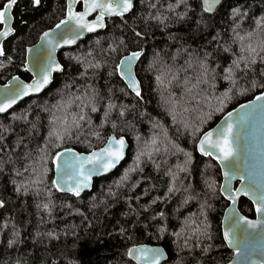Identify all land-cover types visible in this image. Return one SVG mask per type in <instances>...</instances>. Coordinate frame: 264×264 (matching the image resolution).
<instances>
[{"label": "trees", "instance_id": "trees-1", "mask_svg": "<svg viewBox=\"0 0 264 264\" xmlns=\"http://www.w3.org/2000/svg\"><path fill=\"white\" fill-rule=\"evenodd\" d=\"M156 2V9H148L146 4L135 0V8L126 14L127 24L120 17L108 19L103 31L86 36L73 48L59 51L57 58L64 71L54 74L42 93L23 99L0 115V132L3 133L0 140V146H3L0 152V200L4 201V207L0 208V224H8L7 228H0V264H135L126 253L131 245L142 242L162 246L166 252L162 264H223L229 259L231 251L225 246L220 232V219L227 201L219 192V167L210 157L198 155L195 144L199 135L226 111L264 89L259 86L264 83V76L260 74L264 69V63L260 62V56H264V52H260L264 26L255 24L257 19L264 17V0H222L223 6L211 18L199 23L197 0H189L196 12L190 11L183 20L178 15L185 11L183 6L170 12L167 4L174 3V0ZM237 6L247 15L233 21L229 14ZM79 7L80 3H77L75 8ZM149 11L168 17L165 21L167 27L157 25L155 21L146 26L141 17H147ZM64 13L65 0H41L39 6H33L32 0H18L11 12L15 31L3 41L6 56L0 57L3 62L0 83L12 75L29 79L23 68L25 47L34 43L42 30L56 24ZM132 28L144 32L146 38L134 41ZM214 36L216 40H213ZM240 36L245 39L241 41ZM121 38L127 47H120L115 53L105 51L109 44L115 45ZM249 44L260 52V56H256L257 63L250 65L253 70L245 69L241 63L243 71L237 70L235 76L237 85L230 99L221 104L218 98L231 85L218 74L222 68L231 66V61L238 56H248L241 49ZM225 47L228 52L223 51ZM137 49L144 50V56L135 68L142 85L143 100L132 94L117 75H108L120 56ZM90 51L93 56L87 57L85 63L95 57L102 67L89 70L88 76L82 78L79 74L83 68L75 57L84 59ZM205 52L213 53L207 61V77L202 75L200 67ZM251 58L249 56V60ZM157 76L161 77L162 84L156 80ZM88 86L95 88L104 98L98 106L102 107L110 100L131 109L127 116L131 124L124 133H118L125 135L128 143L123 161L111 173L93 179L90 190L80 197L60 193L55 188L48 191L52 181L50 158L45 165L49 169L46 183L41 186L39 194L33 186H29L26 192L23 189L15 191L30 176V173L17 176L16 171L22 172L32 162L37 147L47 142L52 128L49 123L51 113L41 109L49 108L56 116L67 117L71 124L80 108L75 104L66 108L56 106L68 104ZM84 112L91 117L94 130L101 133V138L88 135L85 124L84 134L79 139L74 134L72 139H65L60 149H49V153L63 148L86 152L99 147L108 135L113 134L109 127L95 128L100 123L101 113H91L87 108ZM196 128L201 131L195 132ZM154 135L158 136L161 151L154 153L151 160L143 158V170L131 173L127 181L117 186L124 172L134 166L136 152ZM173 145H179L191 154L188 172H178L176 166L184 165L188 158L176 152ZM26 153H31L27 159ZM169 168L178 172L176 183L181 192L152 204L156 197L166 196L169 177L164 173ZM206 181L215 182V192L208 190ZM188 186L195 198L182 204L184 197L189 195L183 188ZM44 203L53 206L51 215L37 207ZM237 208L243 215L253 216L252 205L244 197L238 199ZM161 211L165 213L170 233L181 231L186 219L197 224L204 221L209 225L211 239L189 240V245H198L191 250L183 248L182 241L181 248H177L171 236L157 239L155 233L159 221L152 217ZM121 229L125 231L121 232ZM49 232L59 239L50 238ZM13 233L18 235L14 237ZM185 234L191 235V229L188 228ZM12 238L17 243L9 247L8 241ZM209 245L210 251L201 253L200 249Z\"/></svg>", "mask_w": 264, "mask_h": 264}, {"label": "snow or ice", "instance_id": "snow-or-ice-1", "mask_svg": "<svg viewBox=\"0 0 264 264\" xmlns=\"http://www.w3.org/2000/svg\"><path fill=\"white\" fill-rule=\"evenodd\" d=\"M142 4H146L148 9H156V0H140ZM18 3V0H3L0 3V37L7 38L12 35L15 29L12 27L10 21H14V17L10 14L14 6ZM41 0H32L33 6H39ZM77 3H81L83 6V11H74L73 6ZM135 0H69L67 4L66 19L60 20L59 23L55 25L51 31H45L41 37L45 41L43 50H36L33 56V62L35 67L40 71V78L34 80L31 84L23 85L20 87L16 85L15 87L9 89L7 96L9 98L5 99L4 102L0 103V113H5L10 109L19 99L24 96H28L32 93L41 92L48 84L51 83L52 72H63L64 68L58 64L51 62L50 53L58 45H71L76 42V39L81 37L85 32L92 33L96 32L98 29H103L105 25V17H120L124 24H127L125 19L126 14L133 11L135 8ZM183 6L185 11L178 14L181 20L188 17L190 11L196 12V9L189 3V0H174V3L167 4V10L170 12H175L177 8ZM199 20L202 22L206 18H211L212 14L215 13L219 7H222V0H197ZM99 10V14L93 19L89 20L88 17ZM230 18L233 21H237L242 16H246L247 12L243 11L240 6L234 7L230 11ZM168 19L166 16H157L152 14L150 11L147 17H141V20L147 26L150 21H155L157 25H163L165 28L167 24L165 21ZM257 27L264 26V17H260L255 21ZM239 27V25H236ZM57 29H63L61 32L57 33L56 37L52 36V33H56ZM134 41H139L146 38V34L141 31H137L135 28L131 29ZM249 36L252 35L251 32L248 33ZM217 37L214 36L213 40ZM239 39L243 41L245 37L240 36ZM99 43V40H97ZM120 47H127L125 40L121 38L119 42L115 45L109 44L108 49L105 50L109 53L117 52ZM224 52H228V48H223ZM241 51L247 52L248 56H238L237 59L231 61V66L224 67L220 70V78L227 81L231 87L227 88L222 97L218 98L220 103L223 104L226 100L230 99V94L233 88L237 85V80L235 78L236 71L240 69L241 63H244L245 69L253 70L250 65L257 63L256 56H260V52H264V41H261L260 52H257L256 48L249 44L246 48L242 47ZM27 52L32 54L34 50L28 48ZM103 53H101L102 55ZM212 52H205L203 54L202 62L200 67L203 69L202 75L207 77L209 75V65L207 64L208 58L212 57ZM5 49L3 47V42L0 41V57H5ZM93 53L90 51L87 56L82 59L80 56L75 57L78 64L82 65L83 70L80 72V77H87L89 70H97L102 67L99 60H85L87 57H92ZM144 56V50H133L129 51L126 55L118 60L115 64L113 71L109 72L108 75H117L120 80H122L126 87L131 90L134 95L143 100L142 96V85L136 75V65L140 62ZM251 56V60H249ZM72 59V57H69ZM260 62L264 63V56H260ZM3 66V62L0 61V67ZM25 71H30L28 67H25ZM212 72H215V68H212ZM260 74L264 76V69H261ZM215 79V76L212 77ZM13 80L19 81V77H13ZM157 81L161 84L163 81L160 76L156 77ZM206 82V81H205ZM255 86V84H254ZM264 87V83L259 85ZM7 87V86H5ZM71 87V85H68ZM109 91H111L109 89ZM123 92L124 89H121ZM104 98L101 96L100 92L95 88L88 86L84 89L81 95H76L73 100L68 104L57 105L58 108H66L75 104L76 107L80 108V112L73 116L71 124L68 123L67 117L60 118L56 116L49 108H42V111L50 112L52 119L49 123L52 125L51 130L48 132V140L43 146H38L36 149V156L33 158L32 162L28 164L23 171H16L17 176H24V173H30V176L25 179L19 186L15 188V191L20 192L22 189L26 192L29 186H33L36 194H39L42 185H45V177L49 169L45 167L49 158L54 166L56 172L59 174L57 179L51 181V187L48 188L50 192L52 188H55L58 192L70 193L74 197H80L81 193L86 189L91 187V181L93 176L103 175L108 173L112 169L116 168L117 165L125 158L126 149L128 147L125 135L118 134L124 133L131 121L127 119V116L131 112V109L126 105H120L109 101L103 103L102 107L100 105ZM264 99L262 96H257L256 100ZM79 101V103H77ZM247 107V106H242ZM87 108L91 113H101L100 123L95 125V128L103 129L109 127L112 131V135L106 137L105 147L99 149L98 151H92L87 156L75 153L70 148H63L60 151H53L49 153V149H60L65 139H72L74 134L75 138L79 139L81 135L84 134L83 125L88 126V135L95 136L97 139L101 138V133L95 131L92 119L90 116L85 114L84 109ZM143 115V114H141ZM231 117V113L228 114ZM21 117H17L20 119ZM210 118V114H209ZM175 119V116H173ZM117 121H120L118 124ZM153 127H159V125H153ZM195 132H200V128H196ZM215 136V138H214ZM3 139V133L0 132V140ZM23 138H21L22 141ZM238 139V133L234 132V125L228 123L226 127L214 131L203 132L197 144V150L203 156H209L217 159L221 165L225 168H230L231 165L226 163L232 161L237 156L236 141ZM136 140L139 141L140 137L137 136ZM176 152L183 153L188 159L185 161L184 165H177L176 168L178 172H188L187 164L191 161V154L185 152L183 148L179 145H173ZM3 151V146H0V152ZM161 151L158 147V136L154 135L149 141H146L144 147L140 148L135 154L134 166L127 169L121 179L117 181V186H121L123 182L130 178L131 173L137 171H142L141 162L143 158L149 160L152 159L154 153H159ZM167 151V149H165ZM218 153V154H217ZM175 154V153H174ZM31 156V153L25 154V159ZM159 169V165H156ZM2 171V169H0ZM177 171H173L171 168L167 169L164 173L169 177V186L167 187V193L165 197H156L152 200V204L157 202H163L168 199L169 196H174L176 193L181 192V187L177 186V180L179 179ZM225 177L235 178L230 176V172H225ZM243 179V177H242ZM15 183V181H13ZM207 188L211 192H215L214 187L215 182H205ZM190 186L184 187L183 191L189 193L181 201L182 204H187L189 200L194 199V195L189 192ZM220 193L224 195L226 199L231 200L233 206V215L231 216V222L229 229L224 232V239L228 242L230 246H236L238 242L239 234L243 233L244 229L241 225H246L247 228L255 229L258 227L256 222L248 220L246 217L239 216L235 213V205L239 197L251 195L253 198V203L256 205L255 211L259 216H264V183L257 182L254 178L249 177V183L244 188H237L234 191L227 185L220 186ZM95 199V197H93ZM139 199V198H137ZM66 207H71V205H65ZM4 207V201L0 200V208ZM38 208H42L49 215L52 212V205L50 203H44L42 205L38 204ZM204 205H201L203 208ZM78 211V210H77ZM147 211V208H145ZM153 220L159 221L156 225L155 236L157 239H166L169 236L173 238L172 242L177 245V248H181V241L183 248H188L191 250L198 245H189V240L195 238L199 240L200 237H205L211 239L208 233L209 225L201 221L199 224L196 221L185 220L184 227L181 231L169 232L168 225L166 223L165 213L163 211L156 213ZM206 219V217H205ZM203 225V226H202ZM7 222L0 224V228H7ZM191 229V235H186L187 229ZM121 229V232H124ZM18 233H13V236H17ZM50 238L59 239L53 232L47 234ZM17 243L15 238L9 239L8 246L13 247ZM211 246L208 248H201L200 251L203 254H207L210 251ZM134 253H139V255H134ZM130 258L137 261L140 264L141 261L147 262V264H162V261L166 260V253L163 249L159 247H148L145 245L136 246L129 248L126 253Z\"/></svg>", "mask_w": 264, "mask_h": 264}, {"label": "water", "instance_id": "water-1", "mask_svg": "<svg viewBox=\"0 0 264 264\" xmlns=\"http://www.w3.org/2000/svg\"><path fill=\"white\" fill-rule=\"evenodd\" d=\"M68 2H69V0H65V13L60 20L66 19V13L68 11V9H67ZM75 6H76V4L73 6L74 11H77V12L83 11V6L81 3H80V7L78 9H76ZM98 14H99V10H97V12L92 13L88 17V19L93 20ZM111 18H114V17H107L106 16L105 17V24H106L107 20L111 19ZM60 20L57 23H59ZM10 23L12 24V21H10ZM56 24L42 30L38 34L36 41L25 47L23 68L25 69V67H28L29 69H31L30 71H26L29 75V79L24 80L17 75H12V76L8 77L3 83H0V103L4 102L5 99L9 98L7 96L9 89L15 87L16 85L23 87V85L31 84L34 82V80L40 78V71L34 65L33 56H34L36 50H38V49L43 50V46L45 45V41L41 39L43 33L45 31H51L53 28H55ZM62 30L63 29H57L56 33H52V36L59 39V37L57 36V33L61 32ZM103 30H104V28L98 29L96 32H92V33L85 32L81 37L76 39V42L74 44H71V45H63L61 42V45H58L57 47H55L54 50L51 51V53H50L51 62L60 64L58 61V58H57V53L59 51L73 48L80 41H82L86 36L99 33ZM7 38L0 37V41L3 42ZM28 48H32L34 50V52L32 54L28 53L27 52ZM137 50H139V49H137ZM131 51H133V50H131ZM127 53L120 56V58H122ZM57 73H60V72H52V74H51L52 78H53L54 74H57ZM13 77H19V81L13 80ZM51 81H52V79H51ZM49 85L50 84H48L39 93H32L28 96H24L22 99L17 100V102L11 108H13L15 105H17L23 99H26L28 97H32L35 95H39L46 88H48ZM124 85H125V83H124ZM5 86H7V87H5ZM125 87H126V85H125ZM128 90L131 92L130 89H128ZM132 94H134V93H132ZM257 96L264 97V89L262 91L256 93V94H254L250 99L245 100V101L235 105L233 108L229 109L228 111H226L216 121V123L214 125H212L210 128H208L204 131V132H207V131H214V130L222 129V128L226 127L228 123H232L234 125V132L238 133V139H237L236 145H235L236 149H237V156L232 161L226 162V163L231 165L230 168H225L223 165H221L219 163V161L217 159L210 157L219 167V171H220L219 192H220V186L221 185H227L233 191L237 188H244L249 183V177L254 178L259 183H264V99L256 100ZM242 106H247V107H242ZM10 109H8V110H10ZM229 113L232 114L231 117H229V115H228ZM2 114H4V113H0V115H2ZM202 134H203V132L199 135V137L196 141V144H195L196 153L200 156H203V155L197 150V144H198L199 139L202 136ZM110 135H112V134H110ZM214 138H215V136H214ZM105 145H106V140L99 147L94 148V149L89 150V151H86V152L76 151L74 149H72V150L75 153L81 154L83 156H87L92 151H98L99 149L105 147ZM203 157H206V156H203ZM119 164L117 165V167L119 166ZM114 169H112L111 171H109L108 173H105L103 175L93 176L92 181L95 178H99L101 176H104V175L111 173ZM226 171L230 172V176H234L235 178L225 177ZM58 177H59V174L56 172L54 166L52 165V180L57 179ZM242 177H243V179H242ZM92 181H91V184H92ZM90 188L86 189L84 192L89 191ZM84 192H82V193H84ZM60 193H65V192H60ZM222 197L227 201V206L224 208L222 215H221L220 232H221V238H222L225 246L231 251V255H230L229 259L226 260L223 264H264V216H259L256 213V211H255L256 205L253 203L252 196L247 195V196H241V197H244L245 199H247L251 203L252 208H253V216L248 217V216H245L239 212V210L237 208L238 200H237L236 205H235V213L238 214L239 216L246 217L250 221L256 222L258 224V227L255 229H251V228H247L246 225H241V228L244 229V231H243V233L239 234L238 242H237L236 246H230L228 244V242L224 239V232L226 230H228L229 226H230L231 216L233 215V206H232L231 200L226 199L224 195H222ZM140 245H145L148 247H159V248L163 249L162 246H160V245H154V244L143 243V242L131 245L129 248H133V247L140 246ZM134 255H139V253H134ZM129 259H131L135 264H137V261L135 259L130 258V257H129ZM140 264H147V262L141 261Z\"/></svg>", "mask_w": 264, "mask_h": 264}]
</instances>
